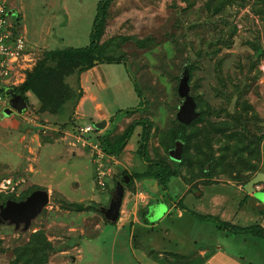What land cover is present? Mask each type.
I'll use <instances>...</instances> for the list:
<instances>
[{"label":"rangeland","instance_id":"1","mask_svg":"<svg viewBox=\"0 0 264 264\" xmlns=\"http://www.w3.org/2000/svg\"><path fill=\"white\" fill-rule=\"evenodd\" d=\"M36 1L6 0V5L16 12L24 6L27 23H31L29 28L38 32L45 29L42 17H48L49 7L45 9ZM91 1L69 5L72 8V20L69 22L73 26L69 30H60L59 40L62 38L63 44L81 47L89 43L96 14V7L91 8ZM78 12L80 18H77ZM62 13L61 10L57 16ZM51 36L52 41L55 38ZM101 45L104 49L110 47L111 55L123 57L127 64V68L121 64H105L101 68L109 83L103 99L108 112L114 115L113 119H108L112 129L110 139L118 138L130 122L145 121L144 158L172 163L167 151L177 141V133L185 136L184 163L173 165L180 171V176H185L186 182L192 184V190L213 182H234L244 190L250 178L264 172V0H109ZM44 52L40 49L35 54L41 58ZM46 64H54V59ZM129 75L136 80L139 98L143 102L138 108L134 106L139 98H135L133 90L130 92L126 88H133ZM77 78V74H73L66 79L74 94L78 93ZM181 79L187 82L198 111L203 113L200 120L185 129L176 119L183 101L178 94ZM119 85L126 92L116 87ZM31 99L37 100L33 95ZM119 107L130 111H126L112 128V123L123 113L117 111ZM17 114L20 113L13 112L6 123L13 120V125L22 126ZM72 114L76 116L75 106ZM0 116L5 115L0 112ZM23 117L29 122L23 126V132L27 134L8 135L4 132L0 141V206L7 200L25 199L37 189L47 190L50 201L27 224L14 223L10 218L0 220V264H73L75 244L80 239L78 231L68 232V229L55 228L50 222V225L46 223L45 218L51 209L49 206L52 200H57L56 185L50 177L47 180L37 178L35 161L40 145L53 141L63 143L59 148L61 154L67 157H71L72 149L77 151V156L87 159L90 156L93 163L94 157L74 137L76 117H69L72 118V121L68 120L70 124L60 118L59 125L51 124L43 128L38 125L39 118L32 103L26 106ZM62 123L67 126L61 127ZM68 125L70 129L62 131ZM135 130L141 132L142 127L137 126ZM139 135L134 149L142 141ZM30 136L33 139L29 141ZM42 138L46 141L43 142ZM129 151L128 158L113 157L104 164V170H109L106 177L108 183L105 191L97 189L99 196H109V192L114 196L115 182L122 177L117 165L126 166L125 171L132 173L137 169L132 163H143L136 150ZM45 160L48 171L58 164L53 161L52 155H47ZM73 161L59 164L69 170L61 186L65 198L78 199L81 189L92 188L95 191V182L86 171L85 174L79 173L82 158ZM87 163L91 166L89 161ZM73 182H79L80 187H75ZM256 189L263 191L264 181L257 183ZM250 197L247 192V205ZM70 205L74 206V203ZM208 237L211 239L214 236ZM111 238L110 232L97 239V247L82 237L79 248L83 250L85 262L103 264L108 260ZM92 256L95 261L90 260Z\"/></svg>","mask_w":264,"mask_h":264},{"label":"crops","instance_id":"2","mask_svg":"<svg viewBox=\"0 0 264 264\" xmlns=\"http://www.w3.org/2000/svg\"><path fill=\"white\" fill-rule=\"evenodd\" d=\"M3 1L6 3V0ZM82 1L84 0H37L36 2L41 4L43 8L47 9L49 7L50 9H47L49 12L47 14L48 17H42L45 29H42V31L38 30V32L29 28L28 25L31 26V23H27V14L24 6L19 7L17 12L12 11L13 8L10 10L8 8V12L11 14L10 18L12 21L14 17L19 19L16 28L22 31L25 37L27 36L28 41L36 46L38 52L40 49L41 51L42 49L44 51H52L68 47V45L62 43V38L59 40V33L61 29L69 30L73 26L69 22L72 20L70 16L72 8L69 5H80ZM97 2L98 0H92L90 3L91 8H95ZM61 10L63 13L57 16ZM80 16L81 14L78 12L77 18H80ZM51 35L55 39L58 37L56 40L53 39L54 43H52L53 40H50ZM104 65L97 63L77 74L79 96L65 104L64 113L60 116L64 121L70 119L72 121V118L76 117L75 119L78 120L75 125H80V123H92L94 125L97 122L105 121L106 127L104 125V129L95 130L93 134L95 137L103 135L105 132H111V124L108 119L110 117L113 119L114 117L111 112H108L103 99V94L109 85L107 75L101 70ZM113 78L115 81L116 75ZM116 87L120 91L126 92L124 87L122 88L120 85ZM126 88L130 92L133 90L135 98L138 99L134 86L133 88ZM26 95H28V98L30 96L26 106L32 103L36 110L40 103L31 99V95H33L31 92H27ZM130 98L132 97L130 96ZM138 102L139 99L135 104L137 105ZM74 106L76 116L72 114ZM117 111L124 112L112 123L114 124L112 128L117 125L116 121L123 118L126 111L129 112L130 110L119 107ZM0 112L3 113L2 111ZM13 112L15 113L16 111ZM24 113L25 110L19 115L17 114L23 123L19 127L13 125V120L10 123H6L8 122L6 120H10L11 114L4 117L0 116V141L4 137V132H7L8 135L14 133L27 134L23 132L24 124H29V122L24 120L26 118L23 117ZM71 121H68V123L70 124ZM34 123L38 124L37 122ZM12 126L16 128H12ZM68 128L69 125L62 131ZM135 128L123 149L112 156L117 158L125 156L128 158L129 150H134V152L136 150L137 153L139 145L136 149H134V146L139 140L140 135L138 136V134H141L142 131L139 132ZM29 138V141L33 139L31 136ZM44 141L46 140L43 139ZM28 143L30 144L31 142ZM61 145L63 143L60 141L59 143H54L53 141L41 144L38 148L35 170L37 178L47 180V177H50L56 185L55 196H57V200H52V205L49 206L51 209H49L45 218L46 223L50 225V222L55 228L68 229V232L78 231L77 236L80 239L75 244L76 257L73 258L75 261L73 264H96L92 261L89 263L85 262L86 259L82 254L83 250L79 248L81 247L82 237H86L89 240L88 242L92 243V246L99 247V243L96 240L110 232L112 235L110 245L112 247L109 259L102 262L103 264H264V239L262 237L245 232H236L235 230H230V228L219 229L215 223H211L206 219H197L177 207V205L181 204L192 213L203 217H212L234 228L243 229L250 225H259L264 228V204L259 203L249 193L251 197L247 205V192L236 183L213 182L210 185L199 186L198 189L192 190V184L186 182L178 174L169 178L167 189L163 191L153 177H133L131 181L129 180L127 184H124L118 217L115 221H112L105 215V212L108 211V205L113 194L109 192V196L105 197L98 195L97 189L99 188L96 183L95 165H93L95 163L92 162L91 157L89 156L87 159L81 155L77 156V151L72 148L71 157H67L68 155L61 154L59 148ZM47 155H52L53 161L56 160L58 163L50 171H48L47 160H45ZM137 156L139 157L138 154ZM75 158H78V160L82 158L83 163L79 162L82 165L79 168V173L85 174L86 171L91 176V179L95 182L94 188L96 192L92 191V188L90 190L81 189V195H79L78 199H69L63 196L61 186L65 183L69 170L66 169L65 165L59 166V164L61 162L73 163ZM41 159H43L42 162ZM139 159L141 158L139 157ZM141 160L143 163L135 161L131 164L137 167L132 173L125 171L127 170L124 169L127 168L126 166L117 165L118 173L123 176L126 172L133 176L135 173L144 172L147 169V165L143 159ZM87 161L90 162L91 166ZM106 163L109 162L106 161ZM73 184L75 187H80L79 182H73ZM45 191L48 193V201H50L49 192ZM71 203L83 204V207H74L70 205ZM247 208H250V210ZM52 234L58 233L52 232ZM208 235L214 237L210 239ZM90 260L95 261L96 258L92 256ZM106 261L108 262L106 263Z\"/></svg>","mask_w":264,"mask_h":264},{"label":"trees","instance_id":"3","mask_svg":"<svg viewBox=\"0 0 264 264\" xmlns=\"http://www.w3.org/2000/svg\"><path fill=\"white\" fill-rule=\"evenodd\" d=\"M108 5L109 0H98L96 5V14L92 21L91 30L89 33V43L87 45L81 47L68 46L52 51H45V55L41 58L39 57L36 61L35 66L27 73L25 81L22 84L13 87V90L16 93L21 94L27 103V92H31L36 97L40 105L35 110V113L39 118L38 122L41 127H44L46 125L51 126V124L59 125V119L60 116L64 113L65 104H67L69 100L76 99L79 96L77 92H75V94L73 93L71 85L66 82V79L69 76L73 74H79L86 69L91 68L97 63L122 64L127 68V64L125 63L123 57H114L113 55H111L110 47L108 49H104L101 45V35L104 30ZM13 19L15 20L13 24L16 27L19 19L17 17H14ZM110 41L112 44V38H110ZM50 59H54V64H46ZM127 72L129 71L127 70ZM129 77L134 86L135 93L139 98L140 92L137 88L136 80L130 75ZM142 103L143 102L139 98V102L135 106V108H138L137 106L142 105ZM196 110L198 111L197 103ZM202 114L203 113L198 111V116L189 124H183L178 120L177 121L181 124V127L185 129L187 125L193 124L200 120ZM60 126L66 127L67 124L62 123ZM136 126L142 127V141H140L137 154L141 159L145 161L147 169L142 173H135L133 176L125 172L123 176H129L130 181L133 179V177H153L157 180L160 188L165 191L167 189V181L169 180V178L181 174L180 171L177 170L176 167H174L173 163L178 165L184 163V152L187 142V138L185 136L179 135V133H177L175 137V140H179L182 143L180 161H174L169 157L168 151L173 147L169 148L167 151L168 158L172 163H168L164 160L153 161L149 158H144V140H146L145 133H147V126L146 122H143L142 120L133 121L132 123H130L125 128V130L121 134H119L118 138L114 137L113 139H110L111 136L109 135V131L105 132L103 135L96 136V139L106 155H116L126 145ZM207 169L208 167L205 168V170ZM183 178H185V176ZM74 206L81 207L80 204H74ZM177 207L181 208V210L185 212H188L197 219L199 218L200 220L206 219L215 221L214 223L217 225V227H219V229L230 228V230H235L236 232H245L247 234L262 237L264 239V228L259 225H250L243 229L234 228L232 226L221 223L212 217H203L192 213L181 204L177 205Z\"/></svg>","mask_w":264,"mask_h":264},{"label":"built area","instance_id":"4","mask_svg":"<svg viewBox=\"0 0 264 264\" xmlns=\"http://www.w3.org/2000/svg\"><path fill=\"white\" fill-rule=\"evenodd\" d=\"M10 17L5 1L0 0V111L8 106L9 97L4 94V90L22 84L38 59L36 46L15 27ZM75 128L74 137L77 142L90 150L94 157L96 183L99 190L104 191L109 173V170H104L105 162L113 160L114 156L103 152L93 135L96 129L92 123L77 125Z\"/></svg>","mask_w":264,"mask_h":264},{"label":"water","instance_id":"5","mask_svg":"<svg viewBox=\"0 0 264 264\" xmlns=\"http://www.w3.org/2000/svg\"><path fill=\"white\" fill-rule=\"evenodd\" d=\"M4 94L9 97L8 106L2 110L5 116H9L13 111L22 113L25 110L26 101L21 94L16 93L13 88H6ZM178 94L183 101L176 113V119L183 124H189L198 116V111L196 110L195 99L189 93L185 79H181L178 84ZM104 125L105 121L94 124L96 129H101ZM181 148L182 143L179 140L175 141L174 147L168 151L169 157L174 161H180ZM129 180V176H125L115 183L114 196L109 202L108 211L105 212V215L112 221H115L118 217L124 183H128ZM263 181L264 173L258 172L245 183L244 189L264 204V191L255 189V185ZM48 198V193L45 190L37 189L31 192L25 199L7 200L3 206H0V220L10 218L14 223L24 222L27 224L48 203Z\"/></svg>","mask_w":264,"mask_h":264},{"label":"flooded vegetation","instance_id":"6","mask_svg":"<svg viewBox=\"0 0 264 264\" xmlns=\"http://www.w3.org/2000/svg\"><path fill=\"white\" fill-rule=\"evenodd\" d=\"M123 177H125V176H122L120 179H122ZM116 183V182H115ZM124 184H127V183H124Z\"/></svg>","mask_w":264,"mask_h":264},{"label":"clouds","instance_id":"7","mask_svg":"<svg viewBox=\"0 0 264 264\" xmlns=\"http://www.w3.org/2000/svg\"><path fill=\"white\" fill-rule=\"evenodd\" d=\"M194 98V97H193ZM2 111V110H1ZM115 187V186H114ZM255 189H256V185H255ZM257 190V189H256Z\"/></svg>","mask_w":264,"mask_h":264}]
</instances>
